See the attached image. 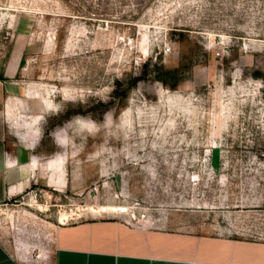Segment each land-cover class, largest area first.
I'll use <instances>...</instances> for the list:
<instances>
[{"label": "rangeland", "instance_id": "1", "mask_svg": "<svg viewBox=\"0 0 264 264\" xmlns=\"http://www.w3.org/2000/svg\"><path fill=\"white\" fill-rule=\"evenodd\" d=\"M19 54L66 178L44 218L264 240V0H0Z\"/></svg>", "mask_w": 264, "mask_h": 264}, {"label": "crops", "instance_id": "2", "mask_svg": "<svg viewBox=\"0 0 264 264\" xmlns=\"http://www.w3.org/2000/svg\"><path fill=\"white\" fill-rule=\"evenodd\" d=\"M20 64V54L0 59V264H264L262 239L117 219L44 218L35 198L26 201L39 173L61 192L66 178L58 155L42 162L38 149L51 106L33 102L37 92L13 82Z\"/></svg>", "mask_w": 264, "mask_h": 264}, {"label": "bare ground", "instance_id": "3", "mask_svg": "<svg viewBox=\"0 0 264 264\" xmlns=\"http://www.w3.org/2000/svg\"><path fill=\"white\" fill-rule=\"evenodd\" d=\"M58 186L60 187V183L58 182ZM119 210L123 211V212H126L125 209H122V208H118V207H115V206H110V207H103L101 212H108V211H111V212H118ZM98 211V210H97ZM64 216L62 217V221H64Z\"/></svg>", "mask_w": 264, "mask_h": 264}, {"label": "trees", "instance_id": "4", "mask_svg": "<svg viewBox=\"0 0 264 264\" xmlns=\"http://www.w3.org/2000/svg\"><path fill=\"white\" fill-rule=\"evenodd\" d=\"M176 72V71H175Z\"/></svg>", "mask_w": 264, "mask_h": 264}]
</instances>
